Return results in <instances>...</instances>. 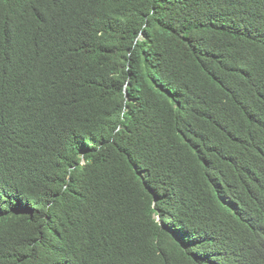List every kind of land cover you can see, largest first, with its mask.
<instances>
[{"label": "trees", "instance_id": "trees-1", "mask_svg": "<svg viewBox=\"0 0 264 264\" xmlns=\"http://www.w3.org/2000/svg\"><path fill=\"white\" fill-rule=\"evenodd\" d=\"M0 264H264V0H0Z\"/></svg>", "mask_w": 264, "mask_h": 264}]
</instances>
